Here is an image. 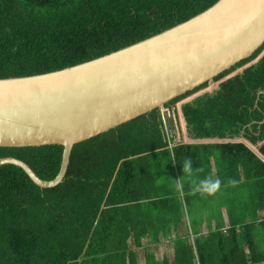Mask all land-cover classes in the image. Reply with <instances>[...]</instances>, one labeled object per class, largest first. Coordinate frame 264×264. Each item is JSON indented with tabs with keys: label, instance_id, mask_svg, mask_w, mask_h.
<instances>
[{
	"label": "trees",
	"instance_id": "16d2710c",
	"mask_svg": "<svg viewBox=\"0 0 264 264\" xmlns=\"http://www.w3.org/2000/svg\"><path fill=\"white\" fill-rule=\"evenodd\" d=\"M217 2L0 0V80L44 75L107 56ZM263 51L264 46L215 82ZM182 110L196 139L243 137L252 145L263 143L264 56ZM63 152L59 145L0 148V159H19L41 180L53 181ZM259 152L264 157V146ZM187 159L193 163L191 173L183 172ZM207 177L221 181L220 191L214 196L194 193ZM215 197L221 201L219 211L226 207L228 223L220 213L216 229L201 236L205 219L211 226L215 217L210 211L200 214ZM263 213L264 159L245 143H176L171 148L157 109L75 146L67 176L54 189L37 187L18 167H0V264H139L136 249L144 239L158 244L182 225L187 235L177 236L174 260L160 262L146 250L145 264H260Z\"/></svg>",
	"mask_w": 264,
	"mask_h": 264
},
{
	"label": "water",
	"instance_id": "95a60500",
	"mask_svg": "<svg viewBox=\"0 0 264 264\" xmlns=\"http://www.w3.org/2000/svg\"><path fill=\"white\" fill-rule=\"evenodd\" d=\"M263 46L264 0H218L198 16L107 56L1 79L0 148L59 145L64 152L53 181L41 180L13 157L0 159V167H18L37 187L54 189L67 176L75 146L214 82ZM172 111L180 135L179 109Z\"/></svg>",
	"mask_w": 264,
	"mask_h": 264
},
{
	"label": "rangeland",
	"instance_id": "374dc122",
	"mask_svg": "<svg viewBox=\"0 0 264 264\" xmlns=\"http://www.w3.org/2000/svg\"><path fill=\"white\" fill-rule=\"evenodd\" d=\"M259 59H260V57H258L256 60L248 63L244 67L236 70L234 73L230 74L228 77L224 78L223 80L218 81V82H215L214 81V82L208 84V86L206 88L198 91L197 93L191 95L190 97H188L185 100L177 103L176 105L171 106L170 107L171 108L170 110H171L172 114H171L170 117H172V115H173V111H172L173 108H176V106H177L178 109H179V114H180V118H181L182 107L184 105L189 104V103H194L199 97H202V96H204L206 94H213L215 91H218L219 85L222 82L226 81L227 79H229L231 77H234L236 75L242 74L243 71L245 69L249 68V67L256 66L258 64V62H259ZM171 119H172V121H171V124H172L173 121H174V119L173 118H171ZM181 124H182V127L184 126L183 127L184 134L185 133L187 134V131H188V133H190L188 128H187L188 130H186V125H185L184 120H183V122L181 121ZM173 134H174L175 139H176L177 135H176L175 131H173ZM225 141H233V142H240L241 141V142H246L257 153H259V150H260L261 146L264 145V142L263 143H260L258 145H252L247 140H245L243 137H240L239 139H235V140H231V139H225L224 141L214 140L213 143L214 142H225ZM184 142H188V141L185 139ZM170 179H171V177L170 176H167V180H170ZM220 202L221 201H220L219 197L213 198L211 200V202L209 203V205H208L207 211H204V213H202L200 215L205 217L207 215V212L210 211V213H212V215L217 219V217H219V214L221 213V215H222V213L226 210V207H224V208H220L221 211H219L218 206L220 205ZM262 217H264V215H262ZM205 221H207V220L205 219ZM206 230L207 229H203L202 230L203 231L202 236H206ZM172 240L174 241V237H172V236L162 237L161 238V245L160 246H154V245H152L153 243L151 242L150 239H146L144 241V247L143 248L136 249L135 248V245L133 244V242H129V247L131 249H136L137 250V254H138V257H139V264H145L146 263V255H145L146 250H148L150 252H156L157 254H159V256H162V254L165 252L166 255L170 259H172L173 258V255H174L173 249H172V246H171ZM165 246L166 247H169V250L168 251H165ZM158 247H160V248H158Z\"/></svg>",
	"mask_w": 264,
	"mask_h": 264
},
{
	"label": "crops",
	"instance_id": "0c3cea01",
	"mask_svg": "<svg viewBox=\"0 0 264 264\" xmlns=\"http://www.w3.org/2000/svg\"><path fill=\"white\" fill-rule=\"evenodd\" d=\"M183 108V107H182ZM172 118H173V115H172ZM183 120H184V122H185V125H186V130H188L187 128V123H186V120H185V117H184V114H183V110H182V113H181V118H180V121H182L183 122ZM181 124V123H180ZM181 127H182V124H181ZM184 127V126H183ZM183 127H182V133H180V135H179V133H178V131L177 130H174L175 131V133H176V135H177V137H176V142L179 144L180 142L181 143H183V144H221V143H245V144H247L248 145V143H246V142H233V141H225V142H214L213 143V141L214 140H221V139H219V138H215V139H196L195 137H194V135H192L191 133H188V131H187V134L185 133L184 134V130H183ZM190 132V131H189ZM175 137V136H174ZM240 138V137H239ZM239 138H236V139H239ZM187 140L188 142H184V140ZM225 140V139H224ZM224 140H221V141H224ZM231 140H235V139H231ZM250 143V142H249ZM251 144V143H250ZM249 146V145H248ZM264 146V145H263ZM250 147V146H249ZM262 147V146H261ZM251 148V147H250ZM252 149V148H251ZM253 150V149H252ZM254 151V150H253ZM255 152V151H254ZM257 155H259L262 159H264V157L260 154V152L259 153H257V152H255ZM180 196H181V194H180ZM182 197V196H181ZM180 197V198H181ZM182 203H184V206L186 207V204H185V200L184 199H182V201H181ZM226 211V210H225ZM223 212L222 213V218L224 219V221L226 222V224L228 223V216H227V214H226V212ZM262 215H264V213L262 214ZM216 221H217V219L215 218V220H214V222L212 223V225L210 226V225H208V223H207V221H205L204 222V225H203V227L201 228V230H200V235L202 236V233H203V229H207L206 230V235L211 231V230H215L216 229V225H217V223H216ZM184 233V234H183ZM178 234V235H177ZM185 235H187V230H186V226L185 225H182V227H180L179 228V230H177V232H172L171 234H168V235H166V236H161L160 237V242L158 243V244H152V245H154V246H160L161 245V238L162 237H168V236H172V237H174V241L172 240V244H171V246H172V249H173V253H174V255H173V258L172 259H170L167 255H166V253L164 252L163 254H162V256H159V254H157L156 252H150V253H154V254H156V257H157V260L158 261H160V262H162V261H164V260H167V261H173L174 260V258H175V242H176V240H177V236H180V237H183V236H185ZM146 239H150V238H146ZM146 239H144L143 240V247H144V241L146 240ZM151 240V239H150ZM130 242H133V241H130ZM152 242V241H151ZM142 247V248H143ZM136 248V247H135ZM158 248H160V247H158ZM146 249V248H145ZM169 250V247H166L165 246V251H168ZM137 251V250H136ZM148 251V250H147ZM138 261H139V257H138Z\"/></svg>",
	"mask_w": 264,
	"mask_h": 264
},
{
	"label": "clouds",
	"instance_id": "9594fccd",
	"mask_svg": "<svg viewBox=\"0 0 264 264\" xmlns=\"http://www.w3.org/2000/svg\"><path fill=\"white\" fill-rule=\"evenodd\" d=\"M172 118V117H171ZM170 120V125H171ZM173 131V130H172ZM183 172L191 173L193 171V163L191 159H187L184 161ZM229 184L235 185L237 181L229 180ZM221 189V181L219 179H213L211 177H207L203 180H200L199 183L194 187L193 192L199 193L201 196H214Z\"/></svg>",
	"mask_w": 264,
	"mask_h": 264
},
{
	"label": "built area",
	"instance_id": "2783aa9c",
	"mask_svg": "<svg viewBox=\"0 0 264 264\" xmlns=\"http://www.w3.org/2000/svg\"><path fill=\"white\" fill-rule=\"evenodd\" d=\"M171 108H162V114H163V119H164V126H165V131H166V134H167V138L168 140L170 141V147L172 148L174 145H176V139L174 137V134H173V131L170 127V119H171ZM192 239H194L192 237ZM260 264H264V263H260Z\"/></svg>",
	"mask_w": 264,
	"mask_h": 264
},
{
	"label": "flooded vegetation",
	"instance_id": "af4514ba",
	"mask_svg": "<svg viewBox=\"0 0 264 264\" xmlns=\"http://www.w3.org/2000/svg\"><path fill=\"white\" fill-rule=\"evenodd\" d=\"M170 127H171V129L174 131V130H177V128H176V125H175V123H174V121H173V123L170 125Z\"/></svg>",
	"mask_w": 264,
	"mask_h": 264
}]
</instances>
